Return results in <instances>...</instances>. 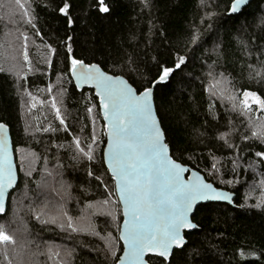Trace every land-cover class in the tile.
I'll return each mask as SVG.
<instances>
[{
    "label": "trees",
    "instance_id": "16d2710c",
    "mask_svg": "<svg viewBox=\"0 0 264 264\" xmlns=\"http://www.w3.org/2000/svg\"><path fill=\"white\" fill-rule=\"evenodd\" d=\"M64 2L21 0V9L15 0H0V122L9 126L18 168V182L0 215V225L16 243L0 245V264H7L5 254L12 264H114L122 250V212L103 163L98 98L93 89L79 90L73 84L69 45L73 58L122 75L135 88L146 81L151 86L161 65L174 67L178 56L187 57L167 81L154 86L166 143L174 159L235 196L233 205H198L192 215L198 228L184 233L183 248L175 249L170 261L149 255L148 262L264 264V160L256 156L264 152V143L252 136L253 130L264 129V112L254 105L252 112L233 110L228 100L205 91L211 87L212 71L214 77H230L237 103L245 89L264 99V0H251L235 14L228 13L231 0H104L107 13L99 11L100 0H67V15L58 10ZM25 11L30 15L25 17ZM20 32L28 36L27 67L20 56ZM193 35L198 37L195 44ZM242 42L248 45L247 54ZM46 45L54 51L49 53ZM53 100L65 125L56 119ZM94 131V160L73 159V137L86 149ZM221 133L227 135L222 138ZM213 163L220 169L215 175L210 174ZM42 210L48 213L41 215L45 221L66 211L78 231L67 228L66 218L65 227L59 221L41 223L34 212ZM109 234L116 256L107 254L101 239ZM20 236L27 240L19 241Z\"/></svg>",
    "mask_w": 264,
    "mask_h": 264
},
{
    "label": "snow or ice",
    "instance_id": "6c2138e0",
    "mask_svg": "<svg viewBox=\"0 0 264 264\" xmlns=\"http://www.w3.org/2000/svg\"><path fill=\"white\" fill-rule=\"evenodd\" d=\"M246 2L247 0H231L228 12H239ZM201 3L204 4V0H201ZM15 4L21 9L25 7L21 0H15ZM69 8L70 5L65 0L58 10L61 14L67 15ZM109 10L104 0H100L99 11L107 13ZM206 14L213 15L210 12ZM29 15V12H24L25 17ZM26 23L32 28L36 27L31 19H28ZM72 23V18L68 17V24ZM260 23L264 24V17L260 18ZM36 35L39 36V32H36ZM18 39L22 40L20 56L24 66L27 67L30 63L28 36L25 32H20ZM197 39L198 37L193 35L192 43L195 44ZM242 43H244L247 54L248 45L246 42ZM46 47L49 53L54 51L50 45ZM68 52L70 53L68 56L71 63L70 71L78 82L77 86L80 83L95 85L100 97L101 113L106 121L103 131L107 135L108 145L103 149V163L107 165L108 171L112 174L118 201L123 205L125 216L124 224L118 232L119 240L124 243V254L115 260L114 264H147L146 254H155L165 261H170L172 250L182 249L186 244V237L182 230L198 228L189 216V213L194 211L196 202L207 199L230 201L231 195L214 188L212 183L207 182L198 172H193L187 180L183 178V173L187 170L186 165L173 159L169 154L170 146L165 143V134L153 108L154 89L147 86L148 81L134 88L121 76H110L101 71L96 64H85L83 60L73 58L71 45L68 46ZM186 59V56L181 55L177 57L174 67L161 65L155 79L150 81L151 85L167 81L174 68L179 69ZM46 62L49 64L52 62L50 56ZM249 67L252 66L249 65ZM28 70L32 71L31 68ZM132 70L135 71V69ZM18 74L24 75L23 72ZM208 75L212 77V84L210 88L206 86L205 91H210L212 96H218L221 100H228L233 110L242 109L243 112H252L254 105L256 111L264 112V99L256 92L245 89L242 98L237 103V98L232 94L230 87V77L223 73L214 77L212 71ZM256 75L259 77L261 73L257 72ZM48 88L51 92L52 85ZM32 107H35V104ZM52 108L56 111V119L61 125H65L64 119L56 108L55 100L52 102ZM88 112L91 114L92 109L89 108ZM43 130L48 131L49 129ZM5 133L6 127L0 123V213L6 211L5 192L15 182V174L4 138ZM226 135V133H221L222 138ZM252 136L260 138L264 143V129L259 132L253 130ZM91 139L92 143L87 144L85 149L80 138L73 137L76 149L73 159L94 160V145L97 139L95 131ZM243 139L247 140L249 137L244 136ZM256 156L264 160V152H256ZM232 163L235 166L237 162L233 160ZM219 171L220 169L213 163L210 174L215 175ZM233 172H235V167H233ZM27 174L32 175L31 171ZM88 175L92 176V172L89 171ZM96 179L99 181L101 177L97 176ZM227 183H232V181H227ZM261 185L264 186V181H261ZM103 203L107 204L108 201L105 200ZM261 203L264 204V201ZM260 206L261 204L256 205V207ZM58 208L62 209L63 205H58ZM34 215L41 223L59 221L60 227H65L63 220L66 218L67 228L73 232L78 231L73 226L72 217L66 211L54 212L47 221L41 219V215H48L43 210L41 213L34 212ZM113 219H115L114 215ZM79 230L84 231L85 229ZM94 234L99 236L98 232ZM101 239H104L107 254L116 256L115 241L111 240L110 234L109 238L101 237ZM15 243L14 236L8 234L4 225H0V245L6 248ZM70 254V252L66 253V255ZM4 259L7 264H12L6 254Z\"/></svg>",
    "mask_w": 264,
    "mask_h": 264
},
{
    "label": "water",
    "instance_id": "95a60500",
    "mask_svg": "<svg viewBox=\"0 0 264 264\" xmlns=\"http://www.w3.org/2000/svg\"><path fill=\"white\" fill-rule=\"evenodd\" d=\"M251 0H247V2H246V4L245 5H247L248 4V2H250ZM230 5H231V3H230ZM245 5H243V6H241V9L245 6ZM229 14H235V13H230V12H228ZM238 13V12H237ZM85 63V62H84ZM85 64H87V63H85ZM90 64H96V65H98L99 67H100V70L101 71H103V72H105V73H107L108 75H110V76H121V77H123L125 80H127L124 76H122V75H119V74H112V73H110V72H107L106 70H104L99 64H97V63H90ZM70 76H71V79H72V81H73V84L75 85V87L77 88V89H83V88H91V89H93V91H94V94H95V96L98 98V102H99V109H100V97L98 96V94H97V88L95 87V85L94 84H89V83H80L79 84V86H77V80L75 79V77L73 76V74H72V72L70 71ZM128 81V80H127ZM129 82V81H128ZM130 83V82H129ZM131 84V83H130ZM133 86V85H132ZM154 86L155 85H151L150 87H153V89H154ZM134 87V86H133ZM135 88V87H134ZM153 108H154V112H155V114H156V116H157V118H158V115H157V112H156V108H155V103H154V91H153ZM100 114H101V117H102V120H103V122L104 123H106V121L104 120V117H103V114L101 113V109H100ZM158 120H159V118H158ZM159 122H160V120H159ZM0 123H2V124H4L5 125V127H6V133L4 134V138L6 139V142H7V146H8V152H9V160H10V162H11V164H12V168H13V171H14V174H15V182L13 183V186L11 187V188H8L7 190H6V192H5V196H4V201H5V205H6V208H7V201H8V196H9V193H10V191L16 186V184H17V182H18V168H17V165H16V161H15V155H14V150H13V144H12V138H11V134H10V129H9V126L7 125V124H5L4 122H0ZM160 125H161V123H160ZM162 127V126H161ZM163 130V129H162ZM164 132V131H163ZM165 143H166V140H165ZM107 145H108V138H107V135L105 134V144H104V147H103V149L104 148H106L107 147ZM169 154H170V152H169ZM171 155V154H170ZM173 158V157H172ZM174 159V158H173ZM178 161V160H177ZM178 162H180V161H178ZM181 163V162H180ZM186 165V164H185ZM105 167L107 168V165L105 164ZM186 171H185V173H183V178L185 179V180H187V178H188V176H190V175H192V173L193 172H198L207 182H209V183H212L211 181H208L205 177H204V175L200 172V171H198V170H196V169H194V168H192V167H190V166H188V165H186ZM108 170V169H107ZM109 172V171H108ZM109 174L111 175V177H112V174L109 172ZM114 181V180H113ZM212 185H213V187L214 188H217V189H219V190H221V191H225V192H228V193H230V195H231V200L230 201H224V200H214V199H207V200H203V201H197L196 202V204L194 205V211H195V209H196V207L198 206V205H200V204H204V203H208V202H222V203H227V204H229V205H233V198H234V196H235V194H234V192H232V191H230V190H228V189H225V188H222V187H218V186H216L214 183H212ZM114 186H115V182H114ZM116 191V190H115ZM117 194V193H116ZM117 197H118V194H117ZM120 207H121V212H122V220H121V223H120V227H122L123 226V224H124V221H125V216H124V211H123V205L122 204H120ZM194 211L192 212V213H189V216H190V218H191V220H192V215H193V213H194ZM3 213H0V215H2ZM193 221V220H192ZM194 222V221H193ZM195 223V222H194ZM196 224V223H195ZM194 230V229H193ZM189 231H192V230H182V232H183V234L185 233V232H189ZM119 237V236H118ZM120 242H121V244H122V250H121V253H120V255H119V257L121 256V255H123L124 254V243H123V241H121L120 240ZM175 250V248L172 250V253H173V251ZM172 253H171V255H172ZM149 255H151V256H156L155 254H146V259H147V256H149ZM119 257H118V259H119ZM158 257V256H157ZM147 264H151L150 262H148V260H147Z\"/></svg>",
    "mask_w": 264,
    "mask_h": 264
},
{
    "label": "rangeland",
    "instance_id": "374dc122",
    "mask_svg": "<svg viewBox=\"0 0 264 264\" xmlns=\"http://www.w3.org/2000/svg\"><path fill=\"white\" fill-rule=\"evenodd\" d=\"M25 161H26V160H25ZM20 237H21V238H20V240H19V241H22V240H27V239H24V238L22 239V236H20Z\"/></svg>",
    "mask_w": 264,
    "mask_h": 264
}]
</instances>
